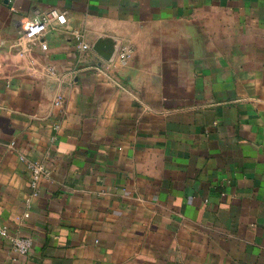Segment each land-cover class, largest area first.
I'll use <instances>...</instances> for the list:
<instances>
[{
  "label": "crops",
  "instance_id": "1",
  "mask_svg": "<svg viewBox=\"0 0 264 264\" xmlns=\"http://www.w3.org/2000/svg\"><path fill=\"white\" fill-rule=\"evenodd\" d=\"M0 222V264H264V0H0Z\"/></svg>",
  "mask_w": 264,
  "mask_h": 264
},
{
  "label": "built area",
  "instance_id": "2",
  "mask_svg": "<svg viewBox=\"0 0 264 264\" xmlns=\"http://www.w3.org/2000/svg\"><path fill=\"white\" fill-rule=\"evenodd\" d=\"M66 23V16L64 13H60L55 9L43 12L39 14L34 20L28 22L21 30V48L19 51L20 56H23L29 50V45L34 42H40V46L43 50L47 49V44L43 40L44 34L50 30L55 29L57 26L64 25ZM72 35L75 39L79 40L80 50H86L90 48V44L82 40L83 34L78 30H73ZM131 50L125 46L120 48L116 57L119 61L125 63L130 57ZM52 69V68H51ZM63 97L61 94H57L54 99V105L56 107H62ZM12 147L14 142L10 144ZM20 161L25 165V168L30 176V196L28 201L32 197H36L39 194V182L43 178H49V170L46 165L38 160L28 158L25 154L19 153ZM24 216H27L25 214ZM0 236L5 238L11 245V248L22 255L30 253L33 246V238L30 235H24L19 230H11L6 224L0 222Z\"/></svg>",
  "mask_w": 264,
  "mask_h": 264
},
{
  "label": "water",
  "instance_id": "3",
  "mask_svg": "<svg viewBox=\"0 0 264 264\" xmlns=\"http://www.w3.org/2000/svg\"><path fill=\"white\" fill-rule=\"evenodd\" d=\"M92 48L104 60H110L115 52V42L111 38L100 37L93 43Z\"/></svg>",
  "mask_w": 264,
  "mask_h": 264
}]
</instances>
